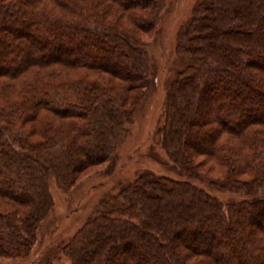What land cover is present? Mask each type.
Wrapping results in <instances>:
<instances>
[{"label":"trees","instance_id":"16d2710c","mask_svg":"<svg viewBox=\"0 0 264 264\" xmlns=\"http://www.w3.org/2000/svg\"><path fill=\"white\" fill-rule=\"evenodd\" d=\"M164 6L0 0V257L30 254L49 180L70 190L115 156L150 85L136 30ZM177 49L161 138L187 180L144 172L122 187L65 245L71 264H264V0H199Z\"/></svg>","mask_w":264,"mask_h":264},{"label":"rangeland","instance_id":"374dc122","mask_svg":"<svg viewBox=\"0 0 264 264\" xmlns=\"http://www.w3.org/2000/svg\"><path fill=\"white\" fill-rule=\"evenodd\" d=\"M198 1L165 0L155 30L151 31L143 25L137 27V38L150 60V85L141 97L125 139L112 160L84 169L78 174L77 183L70 190H64L54 180H49L53 207L37 231L30 254L24 258L0 257V264H71L63 251L65 245L92 216L102 210L104 201L118 195L122 187L135 182L144 172L180 181L187 180L167 154L161 138V128L166 121L168 88L187 64L178 53L179 34L194 15ZM75 49L94 51L93 48L80 44ZM66 52L67 55L70 54ZM1 59L4 61L3 57ZM193 123L197 125L199 119H195ZM205 160L204 156L196 160L203 167L202 175L208 174L209 178L217 179V173H207L211 164ZM192 183L225 204L238 199L209 189L200 181Z\"/></svg>","mask_w":264,"mask_h":264}]
</instances>
